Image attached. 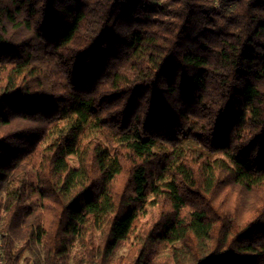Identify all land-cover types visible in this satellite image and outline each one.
Returning <instances> with one entry per match:
<instances>
[{"label":"trees","instance_id":"16d2710c","mask_svg":"<svg viewBox=\"0 0 264 264\" xmlns=\"http://www.w3.org/2000/svg\"><path fill=\"white\" fill-rule=\"evenodd\" d=\"M0 228L4 264H264V0H0Z\"/></svg>","mask_w":264,"mask_h":264},{"label":"rangeland","instance_id":"374dc122","mask_svg":"<svg viewBox=\"0 0 264 264\" xmlns=\"http://www.w3.org/2000/svg\"><path fill=\"white\" fill-rule=\"evenodd\" d=\"M127 247L121 249L119 255L127 254L128 253ZM27 255L32 256L34 258V260L37 259V258H40L41 261H42L41 264H43V256H44V254H43L42 246L40 244L34 245L33 248H32V251L28 252Z\"/></svg>","mask_w":264,"mask_h":264},{"label":"built area","instance_id":"2783aa9c","mask_svg":"<svg viewBox=\"0 0 264 264\" xmlns=\"http://www.w3.org/2000/svg\"><path fill=\"white\" fill-rule=\"evenodd\" d=\"M7 235H8V232H5L0 228V264H4V260L1 255H2V248L4 245L5 237Z\"/></svg>","mask_w":264,"mask_h":264}]
</instances>
